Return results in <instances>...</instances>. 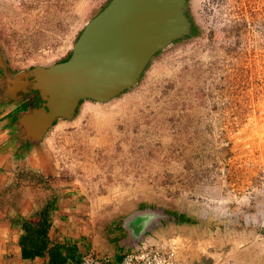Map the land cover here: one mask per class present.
Listing matches in <instances>:
<instances>
[{"label":"rangeland","instance_id":"374dc122","mask_svg":"<svg viewBox=\"0 0 264 264\" xmlns=\"http://www.w3.org/2000/svg\"><path fill=\"white\" fill-rule=\"evenodd\" d=\"M109 1L0 0L2 62L12 75L61 62ZM186 15L194 33L136 86L82 102L46 136L58 187L32 179L51 198L75 186L71 211L107 218L76 228L82 256L174 243L193 263L264 264V0H189ZM135 216L146 219L125 237L116 226Z\"/></svg>","mask_w":264,"mask_h":264},{"label":"water","instance_id":"95a60500","mask_svg":"<svg viewBox=\"0 0 264 264\" xmlns=\"http://www.w3.org/2000/svg\"><path fill=\"white\" fill-rule=\"evenodd\" d=\"M188 1L110 0L85 24L66 61L12 75L0 57V99L24 110L17 116L21 140L40 143L54 123L72 121L82 102L107 104L136 86L156 54L191 33ZM136 219L133 226L146 217Z\"/></svg>","mask_w":264,"mask_h":264},{"label":"crops","instance_id":"0c3cea01","mask_svg":"<svg viewBox=\"0 0 264 264\" xmlns=\"http://www.w3.org/2000/svg\"><path fill=\"white\" fill-rule=\"evenodd\" d=\"M21 111L24 110H18L14 105H7L4 110H0V264H45L47 257L34 260L22 258L19 246L22 234L21 224L25 220L33 219L34 214L51 199V189L44 184V181L42 184L40 183L42 181L36 183L32 179L33 174L37 172L38 176L41 175L40 178L52 184V187H58L60 177L58 168L56 169L57 161L46 148V137L40 143L33 145H28L21 140L17 118ZM74 189L75 186L67 190L59 186L56 209L51 215L52 227L48 235L53 243L61 239H70L78 247V243L74 240L77 239L76 228L98 223L103 225L107 218L103 217L106 219L104 221L95 217L83 220L79 209L73 208L71 211L72 204L68 203L71 199H67L66 196L73 194ZM123 209H125L124 206L120 208V211ZM137 217L140 218V216L131 218L124 225L125 227L117 224V229L128 238H130V232L133 235L137 234L138 230H134V227H139L141 221L138 220L136 226L131 224L134 219L137 220ZM115 222L117 221L112 223ZM65 226L70 228V231L74 230L71 231L72 234L66 233ZM130 243L131 246L132 242ZM128 250H130L129 247ZM117 258L118 255L114 256L111 263H115Z\"/></svg>","mask_w":264,"mask_h":264},{"label":"trees","instance_id":"16d2710c","mask_svg":"<svg viewBox=\"0 0 264 264\" xmlns=\"http://www.w3.org/2000/svg\"><path fill=\"white\" fill-rule=\"evenodd\" d=\"M191 33H194L193 28H191ZM69 56L61 62L66 61ZM56 202L57 197L55 196L34 214L33 218H36V221L30 219L21 224L22 234L19 246L23 259L34 260L47 257V264H77L80 261L82 255L73 240L61 239L53 243L49 239L48 234L52 227L51 215L56 209ZM122 256H118V261L110 264H118Z\"/></svg>","mask_w":264,"mask_h":264},{"label":"built area","instance_id":"2783aa9c","mask_svg":"<svg viewBox=\"0 0 264 264\" xmlns=\"http://www.w3.org/2000/svg\"><path fill=\"white\" fill-rule=\"evenodd\" d=\"M77 264H110L108 258H97L92 253L83 255ZM118 264H198L189 260L180 247L173 244L140 243L125 253ZM212 264H229L219 258Z\"/></svg>","mask_w":264,"mask_h":264},{"label":"flooded vegetation","instance_id":"af4514ba","mask_svg":"<svg viewBox=\"0 0 264 264\" xmlns=\"http://www.w3.org/2000/svg\"><path fill=\"white\" fill-rule=\"evenodd\" d=\"M13 73H15L14 71H12ZM38 99V96L36 95L32 100H30L31 102H30V105L31 106H34L35 105V102H36V100ZM77 113V112H76ZM75 116H76V114H75ZM57 123V122H56ZM56 123H54V125L56 124ZM53 125V126H54Z\"/></svg>","mask_w":264,"mask_h":264}]
</instances>
